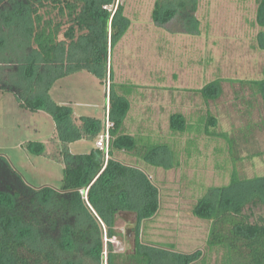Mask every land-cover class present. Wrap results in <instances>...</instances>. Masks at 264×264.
Listing matches in <instances>:
<instances>
[{
  "label": "trees",
  "instance_id": "obj_1",
  "mask_svg": "<svg viewBox=\"0 0 264 264\" xmlns=\"http://www.w3.org/2000/svg\"><path fill=\"white\" fill-rule=\"evenodd\" d=\"M256 2L264 25V0ZM197 8L198 0H157L152 17L161 26L176 19L178 31L195 34L201 25ZM131 25L121 0H0V51L19 38L17 45L24 50L17 76L0 83V90L13 93L24 109L54 115L65 159L61 188L34 187L0 155V264H210L214 252L218 264H264V175L241 178L236 167L228 185L209 187L193 208L196 216L211 223L204 250L186 253L174 243L144 241L142 226L158 214L161 192L144 169L117 159L115 152L167 169L179 160L168 144L148 147V134L127 132L129 95L136 86L110 84L108 158L99 147L89 153L70 151L69 143L95 141L107 125L93 116H81L77 125L73 108L58 104L50 91L59 79L84 70L104 80L109 71L114 78L109 55ZM260 46L264 48V36ZM221 81L204 86L203 96L217 98ZM244 82L264 98V78ZM214 123L213 117H202L195 125L179 113L172 115L170 127L174 132L215 134L210 129ZM160 147L174 156L173 163L154 158ZM257 208L263 214L251 220ZM128 211L137 220L134 245L120 251L114 240L122 242L125 235L116 222Z\"/></svg>",
  "mask_w": 264,
  "mask_h": 264
},
{
  "label": "rangeland",
  "instance_id": "obj_2",
  "mask_svg": "<svg viewBox=\"0 0 264 264\" xmlns=\"http://www.w3.org/2000/svg\"><path fill=\"white\" fill-rule=\"evenodd\" d=\"M156 1L121 0L132 25L109 55L108 68L113 67L114 78L109 71L104 80L84 70L56 81L50 94L58 104L73 108L77 125L82 124L81 116H93L105 119L109 126L111 82L136 86L129 95L127 132L148 134V147L168 144L179 160L167 169L116 150L117 159L144 169L161 192V208L142 226L141 236L146 242L174 243L176 250L192 253L207 245L211 223L196 216L193 208L208 188L228 185L235 167L241 178L264 175V98L244 82L264 78L260 46L264 25L256 0H198L200 33L180 32L176 19L163 26L153 20ZM19 42L20 38L0 51L1 84L17 76L18 59L24 52ZM218 78L222 79L219 96L206 99L202 88ZM179 113L195 125L202 117H213L210 129L216 133L174 132L172 115ZM59 136L52 113L24 109L13 93L0 90V155L31 186L63 185L64 143ZM98 140L74 142L70 151L88 152L98 146ZM163 148L154 158L173 163L174 156L169 157ZM259 214L263 210L257 208L251 220ZM123 215L119 214L116 226L125 240L115 246L129 251L136 232L133 227L132 237L126 236L130 221ZM209 263L218 264L215 252Z\"/></svg>",
  "mask_w": 264,
  "mask_h": 264
},
{
  "label": "built area",
  "instance_id": "obj_3",
  "mask_svg": "<svg viewBox=\"0 0 264 264\" xmlns=\"http://www.w3.org/2000/svg\"><path fill=\"white\" fill-rule=\"evenodd\" d=\"M97 144L99 148L104 149L106 151V156L108 158L109 147H110V134H109L108 126H107L106 131L99 136V140ZM115 242L120 243V241L118 240H114V243Z\"/></svg>",
  "mask_w": 264,
  "mask_h": 264
},
{
  "label": "water",
  "instance_id": "obj_4",
  "mask_svg": "<svg viewBox=\"0 0 264 264\" xmlns=\"http://www.w3.org/2000/svg\"><path fill=\"white\" fill-rule=\"evenodd\" d=\"M135 216L136 219V215L134 212L132 211H128V212H124V219L126 221H130L129 225H128V229L126 232V236L130 239L132 237V232H133V227H135V225L133 224V222L135 221V219L133 218Z\"/></svg>",
  "mask_w": 264,
  "mask_h": 264
},
{
  "label": "crops",
  "instance_id": "obj_5",
  "mask_svg": "<svg viewBox=\"0 0 264 264\" xmlns=\"http://www.w3.org/2000/svg\"><path fill=\"white\" fill-rule=\"evenodd\" d=\"M84 140H85V139H83V140H78V141H75V142L84 141ZM95 141H96V140H95ZM72 143H74V142L69 143V149H70V145H71ZM96 147H98V146H93L92 148L89 149L88 152H85V153H89L93 148H96Z\"/></svg>",
  "mask_w": 264,
  "mask_h": 264
}]
</instances>
